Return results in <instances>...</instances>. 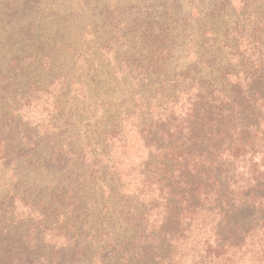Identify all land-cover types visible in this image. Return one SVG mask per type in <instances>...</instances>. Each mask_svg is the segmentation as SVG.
<instances>
[{
    "label": "trees",
    "instance_id": "obj_1",
    "mask_svg": "<svg viewBox=\"0 0 264 264\" xmlns=\"http://www.w3.org/2000/svg\"><path fill=\"white\" fill-rule=\"evenodd\" d=\"M66 1L0 0V37L21 42L13 55L0 49V264H264V0L221 4L235 19L224 33L212 0H113L101 22L80 2L77 26L55 29L46 18ZM30 11L45 22L37 37L16 27ZM85 20L93 29L79 31ZM246 38L250 75L230 87L225 72L202 80L204 47L241 57ZM104 64L130 90L117 104L89 93ZM34 102L46 124L28 116ZM128 119L146 150L132 193L113 153ZM246 201L261 219L227 226Z\"/></svg>",
    "mask_w": 264,
    "mask_h": 264
},
{
    "label": "rangeland",
    "instance_id": "obj_2",
    "mask_svg": "<svg viewBox=\"0 0 264 264\" xmlns=\"http://www.w3.org/2000/svg\"><path fill=\"white\" fill-rule=\"evenodd\" d=\"M127 1L129 3L132 0H127ZM189 1L190 0H180V3L183 4L184 8H186L189 5ZM227 1L228 0H212V3H213L212 6L213 5L220 6L219 8H216L218 12H214L215 18L217 20L215 28L216 29L218 28V30H222L223 33H224V30H226V28L229 27L230 25L234 24V21H235L232 9H229L228 5L226 6L227 8L226 11H224V9H221V4ZM80 2H84L89 8H91V6L93 7L94 13L96 14L94 17V20H97L98 22L105 20L106 11L110 9L113 5V0H68L63 3V6L58 5V8L56 7V5H52L53 9H52V12L50 13V15L52 16L50 18H46V22L50 23L52 27L56 29V28L63 27L64 25L62 21L65 20L67 21L68 26L70 28L72 29L75 28L77 26L75 25L76 19H73V18H74V13L78 12V11H75L77 9V5L75 4L80 3ZM152 2L154 3V0H152ZM231 2H232L231 7H234L235 9L240 11V8H241L240 4L235 0H231ZM57 3L60 4V2H57ZM71 4H73V6H71ZM208 8L210 7L206 4L204 8V10H206L205 12L210 11L208 10ZM159 9L162 10L163 6H160ZM132 11L134 12V9ZM239 13L241 14V16H243L242 17L243 20L245 21L249 20L247 11L244 10L243 12H239ZM35 14H36L35 11L28 12L27 15H25L26 17L24 18L25 21L24 22L20 21L18 25L16 24L17 25L16 27L20 28V26L22 25L29 26V24H31L30 31L33 32L35 36L37 37L38 32L40 33L38 29H41L40 26L45 24V22L43 21V23H39L38 22L39 16ZM59 14H60V17H59ZM53 15H57L59 19H58V22L56 21L52 24L51 21L54 19ZM66 17H68V19ZM88 22H89L88 20H85L84 22L78 21L79 24H78L77 29L79 31H84L83 30L84 28L93 29L94 23L89 24ZM11 24H14V23H11ZM11 26L7 25V28L11 30L10 29ZM51 29L52 28L48 26L47 32L49 33ZM42 34H44L43 31H42ZM12 40H13V35L11 34L10 35L7 34V36L4 39L3 37H0V49L4 52L5 55H13L16 53V50H17L16 47H21V42H16L15 39L13 41ZM243 42L244 43L241 47V50H239V53L241 57H245L244 62L240 61L241 57H233V55L237 51H229L228 49H224L222 50V52H219V51H212L211 46L204 47L203 53L207 51L205 55V60H207L208 63L206 65L201 66L202 70L200 72V76H202V80L208 81L210 76H212L216 80L220 81V75L225 72L226 76L221 75L222 76L221 79L227 80L228 87H230L231 81H234L236 79L234 75L236 74H240V76H242V74L250 75L252 71V68L250 66L251 64L250 57L252 55V51H251V46H249V44L251 42L247 38ZM199 43L197 42L195 45H196V49L200 50L201 52L202 49H199V45H200ZM13 44L16 46H14ZM11 50H13V53H11ZM187 54L188 52L185 51V55L180 57L179 63H178L179 65H181L184 62V60H186L185 57ZM116 79L118 80L121 79V75H117L115 77L113 75L112 70L109 68V66L107 67L106 64H104L102 67L96 66V70L94 72H91L88 75V82L90 86L89 93L91 97L93 99L102 98L104 100H107L110 103L117 104L120 101L121 97H123L124 94L128 92L129 88L124 89V87H121L118 80ZM113 82H115L114 84L115 87H118V88H114ZM121 89H124L125 93ZM28 110H31L30 115L28 116L32 118V121L40 122L41 124L47 123L48 112L44 111V106L42 102L40 103L34 102L30 108L26 109L27 112ZM71 112L73 113V111ZM80 115L81 114H79V108H78L77 118H80ZM63 118L64 117L61 116V120H59L61 123V126L66 125L69 122V119L66 118V120H64L66 122L64 123ZM122 118L124 120V114L122 115ZM124 125L126 126V130H127V134H126L127 139L125 142H121V140H116L113 153H114V157L118 164L117 167L119 168V170L117 167L116 169L118 171L119 176L121 177L120 183H122L124 186V193H132L134 192V190H136L138 186V183H137L138 182V179H137L138 168H136V160L138 157L140 158L143 155V151L146 152V150H145L144 142L140 138H138L136 131L133 129L132 127L133 124L131 120L128 119V121L126 122V124L124 123ZM71 130L72 131L70 134L73 137L70 141L80 143L81 138L79 139V141H77L78 139H75V136L78 135L77 128L73 125L71 127ZM116 139H121V138L117 137ZM18 172H19L18 174L20 175V179H22L23 178L22 170H19ZM10 177L11 175H9L6 181L1 184L2 187L7 185L6 189H9V186L12 183V179L11 181L9 180ZM35 178H37V183H39L38 177L35 176ZM21 182L23 181L22 180L18 181V183L20 184ZM32 182L35 183V180L30 179V183ZM224 184L226 185V180ZM14 187H17V185L14 184ZM21 187H23V185L17 187L16 189L21 188ZM229 213L227 216L228 217L227 226L231 227L232 229L234 228L235 229L240 228L243 230L249 229L253 227L255 223H257V221H259L262 217L256 205L248 201L235 204V208H233V210Z\"/></svg>",
    "mask_w": 264,
    "mask_h": 264
}]
</instances>
